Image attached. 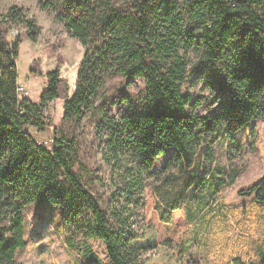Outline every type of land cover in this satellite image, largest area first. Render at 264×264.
<instances>
[{
  "label": "trees",
  "instance_id": "16d2710c",
  "mask_svg": "<svg viewBox=\"0 0 264 264\" xmlns=\"http://www.w3.org/2000/svg\"><path fill=\"white\" fill-rule=\"evenodd\" d=\"M37 3L84 51L72 94L58 68L34 64L46 84L32 102L18 89L17 60L39 27L22 7L7 10L5 19L25 31L8 42L0 29V264H21L17 253L45 230L77 253L72 264H102L89 238L102 242L109 264H197L183 260V240L174 244L169 234L186 223L184 204L198 184L232 171L235 134L264 119V0ZM55 100L59 128L47 113ZM85 120L110 167L101 198L80 155ZM34 129H49V141ZM219 138L234 150L216 152ZM146 189L154 220L142 212ZM239 195L264 205V174ZM260 234L254 257L230 264H264Z\"/></svg>",
  "mask_w": 264,
  "mask_h": 264
},
{
  "label": "rangeland",
  "instance_id": "374dc122",
  "mask_svg": "<svg viewBox=\"0 0 264 264\" xmlns=\"http://www.w3.org/2000/svg\"><path fill=\"white\" fill-rule=\"evenodd\" d=\"M13 5L22 7L26 15L33 18L39 27L35 42L24 38L20 45L17 70L18 82L26 92L24 95L32 102H38L46 84L43 75L31 72L34 64L44 72L58 68L61 76L67 80L72 94L84 47L64 31L52 11L40 8L37 0H0V29L4 30L8 42L25 31L24 27L12 25L5 19L7 10ZM137 86L140 83H134L129 89L136 91ZM204 109L200 105L196 111L203 112ZM47 113L53 124L59 128L62 102L55 100L50 103ZM86 121L82 124L84 132L80 137V155L96 180L93 192L101 198L109 191L110 167L103 163L100 149L96 146L94 126L85 127ZM88 123L90 124L89 120ZM31 134L44 144L50 139L49 129L42 132L34 129ZM234 139L239 152L232 159V171L214 173L207 180L201 181L192 194L194 198L185 201L186 223L169 234L174 244L183 240L179 244L183 260L191 259L197 264H230L232 257L242 261H249L254 257L253 250L260 241L261 229H264V205L240 196L239 191L259 180L264 174V119L250 122L235 134ZM229 144L232 143L219 138L216 141V152L222 147L227 152L234 150L228 149ZM232 176L234 179L230 182ZM221 179L225 181L222 187ZM210 187L221 190L213 195L209 193ZM151 195L152 192L146 189V205L142 212L148 220L156 219ZM136 219L138 225H141L138 216ZM87 241L98 260L102 264H109L102 242L97 238H89ZM76 259L79 261L77 253L68 250L62 241L56 239L52 230L43 231L40 239L29 243L16 255L17 262L21 264H72Z\"/></svg>",
  "mask_w": 264,
  "mask_h": 264
},
{
  "label": "built area",
  "instance_id": "2783aa9c",
  "mask_svg": "<svg viewBox=\"0 0 264 264\" xmlns=\"http://www.w3.org/2000/svg\"><path fill=\"white\" fill-rule=\"evenodd\" d=\"M18 89H19V91H22L23 94H26V92H24V90L21 86H19Z\"/></svg>",
  "mask_w": 264,
  "mask_h": 264
}]
</instances>
